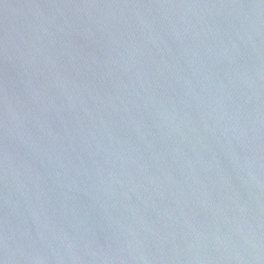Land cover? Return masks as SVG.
<instances>
[{
    "label": "water",
    "instance_id": "1",
    "mask_svg": "<svg viewBox=\"0 0 264 264\" xmlns=\"http://www.w3.org/2000/svg\"><path fill=\"white\" fill-rule=\"evenodd\" d=\"M0 264H264V0H0Z\"/></svg>",
    "mask_w": 264,
    "mask_h": 264
}]
</instances>
